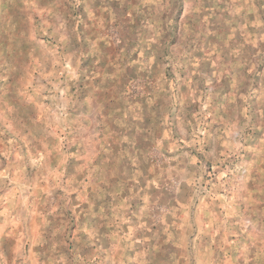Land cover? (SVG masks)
I'll return each instance as SVG.
<instances>
[{"label":"rangeland","instance_id":"1","mask_svg":"<svg viewBox=\"0 0 264 264\" xmlns=\"http://www.w3.org/2000/svg\"><path fill=\"white\" fill-rule=\"evenodd\" d=\"M0 264H264V0H0Z\"/></svg>","mask_w":264,"mask_h":264}]
</instances>
